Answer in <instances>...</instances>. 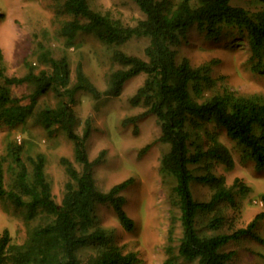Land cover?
I'll return each mask as SVG.
<instances>
[{
	"label": "trees",
	"instance_id": "16d2710c",
	"mask_svg": "<svg viewBox=\"0 0 264 264\" xmlns=\"http://www.w3.org/2000/svg\"><path fill=\"white\" fill-rule=\"evenodd\" d=\"M57 1L69 15L60 27L68 43L80 32L94 33L114 46L111 57L119 67L109 74L107 88L100 90L81 64L72 81L67 56L56 58L42 52V59L51 67L36 72L32 66L23 76L9 75L0 65V121L16 126L33 118L51 132L65 131L74 141L79 163L77 166L71 159L62 158L69 179L59 202L46 173V155L38 152L24 158L23 143H8L7 154L0 156V198L22 209L27 234L23 241H16L8 229L4 230L0 264H140L138 253L125 250L114 231L97 218V208L112 202L123 227L135 228L123 194L133 178L108 191L98 187L95 166L102 161V153L95 159L90 157L86 141L92 132L91 119L80 133L73 107L78 92H90L95 97L119 95L126 82L139 73L146 77L131 102L146 109L131 119L153 114L160 124L159 139L169 144L161 158V172L172 180L169 197L177 211L173 225L179 221L182 231L179 244H175V228H171L168 255L161 264H231L236 253L230 248L231 242L247 234L258 237L254 229L258 220L264 219V210L247 227L224 230L225 202L235 201L236 187L244 192L249 188L239 177L229 186L224 176L213 171L215 163H233V154L210 125L224 127L243 154L258 168L264 167V93H240L228 86L208 93L213 84L211 63L193 62L192 31L197 29L209 40L227 35L230 43L247 41L253 69L264 76V0H257L261 4L257 10L233 0H137L144 16L136 24L95 9L90 0ZM133 37L148 38L145 56L119 47ZM26 84L34 87L29 98L17 91ZM51 91L58 95L57 102L39 108L40 97ZM192 164L204 171L198 174ZM195 179L213 188L210 199L195 197ZM262 200L264 203V194ZM202 222L210 232L202 230Z\"/></svg>",
	"mask_w": 264,
	"mask_h": 264
},
{
	"label": "rangeland",
	"instance_id": "374dc122",
	"mask_svg": "<svg viewBox=\"0 0 264 264\" xmlns=\"http://www.w3.org/2000/svg\"><path fill=\"white\" fill-rule=\"evenodd\" d=\"M233 2L252 10L261 8L257 0ZM90 3L95 9L129 24H136L144 16L137 0H90ZM67 18L69 15L63 11L61 1L0 0V65L9 75L23 76L32 66L38 72L51 67L41 57L42 52L47 51L50 57H68L72 81L76 80L77 68L81 64L97 87L106 89L109 74L119 67L111 57L114 46H108L97 35L88 32H80L72 43H68L60 33L62 21ZM231 40L227 35L220 40H209L197 29L192 31L190 56L193 62L211 63L213 84L207 88L208 93L224 86L240 93H264V76L253 69L250 45L245 40L236 39L230 43ZM148 42V38L133 37L119 47L129 53L145 56ZM145 77V73L133 76L119 95L103 93L95 97L90 92L80 91L73 107L80 133H83L87 119H91L92 132L86 141L90 157L95 159L102 153V161L95 166L98 187L108 191L113 185L133 178L123 194L126 197L125 208L136 221L135 228L127 230L123 227L112 202L97 208L99 222L114 231L117 242L125 250L138 253L140 264H161L168 255L170 230L174 227L173 218L177 211L169 197L172 180L165 178L161 172V158L169 149V144L159 139L160 124L153 114L137 121L131 119L146 109L142 104L134 105L131 102V97ZM33 88L26 84L17 91L29 98ZM57 100L58 95L51 91L40 97L38 106L53 105ZM210 128L219 132L233 154V163H215L213 171L224 176L229 186L239 177L249 188L244 192L236 187L235 201L225 202L227 222L224 230L234 232L247 227L264 210V167L258 168L251 158L246 157L224 127L210 125ZM10 141L23 143L24 158L38 152L46 155V173L53 194L60 202L69 179L62 158L67 157L79 166L75 160L74 141L65 131L51 132L33 118L16 126L0 121V156L7 154ZM192 165L198 174L204 171L196 164ZM8 166L9 161L5 162L7 180L11 172ZM193 190L195 197L203 201L210 199L213 192L210 185L196 179ZM201 224L202 230L210 232L205 229V222ZM174 228L173 243L179 244L182 234L179 221L175 222ZM6 229L16 241H23L27 234L22 209L0 198V236ZM254 230L258 237L247 234L231 242L230 248L236 249L231 264H264V219L258 220Z\"/></svg>",
	"mask_w": 264,
	"mask_h": 264
}]
</instances>
